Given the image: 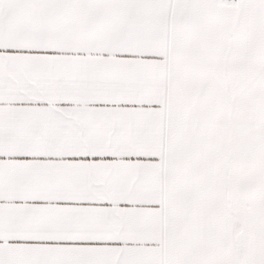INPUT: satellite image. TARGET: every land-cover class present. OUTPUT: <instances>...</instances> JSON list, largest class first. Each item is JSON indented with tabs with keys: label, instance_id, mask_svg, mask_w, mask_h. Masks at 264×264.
I'll list each match as a JSON object with an SVG mask.
<instances>
[{
	"label": "snow or ice",
	"instance_id": "6c2138e0",
	"mask_svg": "<svg viewBox=\"0 0 264 264\" xmlns=\"http://www.w3.org/2000/svg\"><path fill=\"white\" fill-rule=\"evenodd\" d=\"M0 264H264V0H0Z\"/></svg>",
	"mask_w": 264,
	"mask_h": 264
}]
</instances>
